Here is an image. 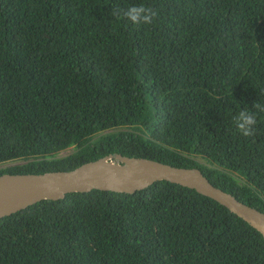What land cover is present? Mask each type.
Returning <instances> with one entry per match:
<instances>
[{
  "label": "trees",
  "instance_id": "trees-1",
  "mask_svg": "<svg viewBox=\"0 0 264 264\" xmlns=\"http://www.w3.org/2000/svg\"><path fill=\"white\" fill-rule=\"evenodd\" d=\"M141 3L157 12L151 24L115 15ZM255 103L264 105V0H0V174L120 153L198 167L264 212ZM241 109L257 114L251 137L235 126ZM0 264H264V236L160 180L1 217Z\"/></svg>",
  "mask_w": 264,
  "mask_h": 264
},
{
  "label": "water",
  "instance_id": "water-1",
  "mask_svg": "<svg viewBox=\"0 0 264 264\" xmlns=\"http://www.w3.org/2000/svg\"><path fill=\"white\" fill-rule=\"evenodd\" d=\"M166 180L216 200L264 236V212L214 185L198 167H179L147 157L108 154L71 170L0 174V218L41 200H59L93 189L133 194Z\"/></svg>",
  "mask_w": 264,
  "mask_h": 264
},
{
  "label": "clouds",
  "instance_id": "clouds-1",
  "mask_svg": "<svg viewBox=\"0 0 264 264\" xmlns=\"http://www.w3.org/2000/svg\"><path fill=\"white\" fill-rule=\"evenodd\" d=\"M115 15L118 17L122 16L123 18L127 19L128 21H130L134 24L140 25V24H151L153 22L154 18L157 16V12L154 9L147 7L143 3H141V4L130 5L126 9L121 10L119 12H116ZM253 108L257 109L260 112H264V105H261L259 103H255ZM234 122H235V126H236L237 130L243 136L251 137L255 133V126L257 124V114H256V112L251 111L249 109H241L238 112V114L234 116ZM73 146H75V148H77L76 145H72V146H69L67 148H70ZM67 148H65V149H67ZM65 149H62L61 151L65 150ZM61 151H59L57 154H59ZM75 151H76V149H75ZM70 154H68V155H70ZM65 156H67V155H65ZM57 157H62V156L57 155Z\"/></svg>",
  "mask_w": 264,
  "mask_h": 264
},
{
  "label": "rangeland",
  "instance_id": "rangeland-1",
  "mask_svg": "<svg viewBox=\"0 0 264 264\" xmlns=\"http://www.w3.org/2000/svg\"><path fill=\"white\" fill-rule=\"evenodd\" d=\"M75 149H76L75 146L70 147V148H67V149L61 151V152L58 154V156H65V155H68V154L72 153L73 151H75ZM16 162L20 163V162H22V160H17ZM14 163H15V162H14Z\"/></svg>",
  "mask_w": 264,
  "mask_h": 264
}]
</instances>
